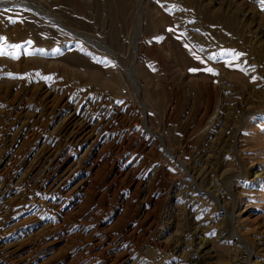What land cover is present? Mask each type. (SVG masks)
<instances>
[{"label":"rangeland","instance_id":"obj_1","mask_svg":"<svg viewBox=\"0 0 264 264\" xmlns=\"http://www.w3.org/2000/svg\"><path fill=\"white\" fill-rule=\"evenodd\" d=\"M81 2L0 0V264H264L259 0Z\"/></svg>","mask_w":264,"mask_h":264},{"label":"bare ground","instance_id":"obj_2","mask_svg":"<svg viewBox=\"0 0 264 264\" xmlns=\"http://www.w3.org/2000/svg\"><path fill=\"white\" fill-rule=\"evenodd\" d=\"M75 1V4L77 5V7H78V9L81 11V12H84V13H89V11H88V9H87V6H85V4H82V2H81V0H74ZM109 11H110V16H111V21H112V33H111V38H112V41L116 44V45H120V42H121V36L123 35L122 34V31L124 30V28H126V27H128L129 26V24H130V22H131V17H130V14H129V12H128V10H127V0H109ZM65 18L68 20V21H70L71 23H75L76 22V20H75V17L73 16V14H71L70 12H67V11H65ZM168 19H170V18H168ZM25 20H26V23L27 24H34L35 22L31 19V18H29V17H26L25 18ZM59 22V21H58ZM148 28H146L145 30L146 31H149L150 30V28H149V26H147ZM174 29V28H173ZM135 30H136V28H135ZM175 30V29H174ZM106 32V31H105ZM135 33H133L134 35L132 36V37H134L132 40L133 41H131L132 43H133V50H134V52H135V50L137 51V42H138V34H137V30L136 31H134ZM106 37V36H105ZM177 35H175L172 31H169V33L167 34V38H169V41H170V44L172 45V46H175V47H177V50L179 49V51H180V55H182V56H180V58L182 59V60H185L186 59V63L188 64H192V61L190 60V59H188V54H187V52H185V45H184V43H183V41H182V43H180L181 44V46H180V44H179V41L177 40ZM185 41V40H184ZM106 42H107V40H106ZM180 42H181V40H180ZM187 43V42H186ZM168 44H169V42H168ZM174 47V48H175ZM173 48V47H172ZM173 48V49H174ZM176 49V48H175ZM132 51V50H131ZM179 53V52H178ZM110 54V53H109ZM108 54V55H109ZM77 60V57L75 56V55H71V56H68L67 58H66V61L67 62H70V61H74V60ZM195 64V63H194ZM194 64H192V65H194ZM196 65H197V62H196ZM136 73H138V74H140V72H139V70H137V72H136V70H135V68L134 67H131V70H129V79H130V81H131V83H132V86H133V90H134V94L136 95V98H137V100L139 101V104L140 103H142V101H141V99H140V96H139V94H140V87L138 86V84H139V82H138V78H137V74ZM141 74H142V78H143V86H142V90H144V91H146L147 90V84H148V76L146 75V74H144V73H142L141 72ZM88 76H89V78L91 79V80H93V81H96V82H98V84H99V86L101 85L102 87H105V88H107L108 90H111V88H112V85H113V82L110 80V79H108L107 77H104L99 71H95V70H93V71H91L89 74H88ZM141 83V82H140ZM124 84V83H123ZM68 105V104H67ZM88 106V105H87ZM77 111V110H76ZM73 112V111H72ZM72 112H70V114L72 113ZM74 114V113H73ZM76 115H77V112L75 113ZM82 115V114H81ZM90 117V116H89ZM81 118V117H80ZM103 118V117H102ZM85 119V118H84ZM88 119V118H87ZM70 120V119H69ZM81 120V119H80ZM90 120V119H89ZM100 120V119H99ZM87 121V120H86ZM80 122V121H79ZM72 123H74V122H72ZM78 123V122H77ZM81 124V123H80ZM88 124V123H87ZM85 125V124H84ZM89 125V124H88ZM77 127V126H76ZM71 128V127H70ZM89 129V128H88ZM73 130H75V129H73ZM79 130H81V128L79 129ZM84 131V130H83ZM88 131V130H87ZM91 131V130H90ZM67 133V132H66ZM84 133H86V131L84 132ZM89 134H90V132H89ZM81 135V134H80ZM80 135H79V137H80ZM82 135H83V133H82ZM85 135H87V134H85ZM72 137V136H71ZM85 138V137H84ZM75 142V141H74ZM97 142V141H96ZM70 146V145H69ZM94 146V145H93ZM50 185V184H49ZM198 249V248H197ZM196 252H197V250H196ZM3 255V254H2ZM129 257V256H128ZM127 257V258H128ZM21 258V257H20ZM22 259V258H21ZM21 259H19V260H21ZM1 260H2V258H1ZM14 260V259H13ZM18 260V261H19ZM9 261V260H8ZM16 261H17V258H16ZM16 261H15V263H16ZM127 261H129L128 259H127ZM194 262H197V260L196 261H194ZM18 263V262H17Z\"/></svg>","mask_w":264,"mask_h":264},{"label":"snow or ice","instance_id":"obj_3","mask_svg":"<svg viewBox=\"0 0 264 264\" xmlns=\"http://www.w3.org/2000/svg\"><path fill=\"white\" fill-rule=\"evenodd\" d=\"M259 3L261 4V6H262V10H264V0H259ZM173 8H175V5H173L172 6ZM5 11H7V9H4ZM9 22H11V23H14L15 21L14 20H12L11 18H9ZM174 29H169V31H173ZM198 31V30H197ZM6 38H4V37H0V40H5ZM157 39H161V38H157ZM27 43H31L30 41L29 42H27ZM8 47H11V48H13V49H20L21 47H22V45H8ZM185 47L187 48L188 47V45H185ZM42 51V50H41ZM55 51H59L58 49L57 50H55ZM6 53L4 52V48L2 47V46H0V55H5ZM26 54H31V53H26ZM193 55H194V57L197 59V60H200V57L199 56H197L195 53H193ZM243 54L242 53H236V52H234L233 53V59H238L240 56H242ZM11 58H18V55H16V54H11ZM209 59H213V57H209ZM200 62L201 63H203L204 61L203 60H200ZM205 71H207V72H213V70L211 69V68H206V69H204ZM190 71H196V69H190ZM213 74H215L214 72H213ZM9 75H11V74H9ZM253 79H256V77H253Z\"/></svg>","mask_w":264,"mask_h":264}]
</instances>
